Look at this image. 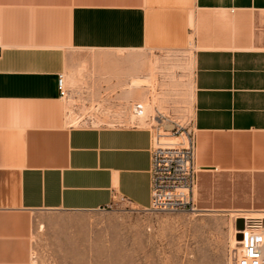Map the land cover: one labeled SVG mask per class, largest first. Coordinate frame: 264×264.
Segmentation results:
<instances>
[{"label": "crops", "instance_id": "0c3cea01", "mask_svg": "<svg viewBox=\"0 0 264 264\" xmlns=\"http://www.w3.org/2000/svg\"><path fill=\"white\" fill-rule=\"evenodd\" d=\"M190 46L196 187L246 178L234 212L264 214V0H0V264H30L39 211L149 207V129L67 124L56 80L73 53ZM131 63L123 98L144 105L150 63Z\"/></svg>", "mask_w": 264, "mask_h": 264}, {"label": "rangeland", "instance_id": "374dc122", "mask_svg": "<svg viewBox=\"0 0 264 264\" xmlns=\"http://www.w3.org/2000/svg\"><path fill=\"white\" fill-rule=\"evenodd\" d=\"M192 57V46L183 51L74 52L66 84L77 98L64 100L67 124H138L149 129L144 119L130 120L132 104L141 101L123 98L131 62L145 60L150 65L138 75L150 78L142 84L148 97L146 119L157 111L166 120V131L173 124L191 131ZM100 113H112V120ZM247 181L216 177L205 191L197 185L194 213L149 212L120 198L101 211H39L30 238V264H234L238 246L230 245L231 225L237 232L243 225L241 218L233 222L234 214L249 212L243 207L247 196L234 189Z\"/></svg>", "mask_w": 264, "mask_h": 264}, {"label": "built area", "instance_id": "2783aa9c", "mask_svg": "<svg viewBox=\"0 0 264 264\" xmlns=\"http://www.w3.org/2000/svg\"><path fill=\"white\" fill-rule=\"evenodd\" d=\"M1 50V47H0ZM56 90L61 99L68 97L63 74L56 80ZM147 117L150 123V204L149 212H185L197 210L194 199L198 169L195 164V136L184 132L177 124L168 132L163 127L164 116L155 111ZM132 113L141 116L143 107L134 103ZM123 200V199H122ZM240 241L234 264H264V217L243 219L238 231Z\"/></svg>", "mask_w": 264, "mask_h": 264}, {"label": "bare ground", "instance_id": "6f19581e", "mask_svg": "<svg viewBox=\"0 0 264 264\" xmlns=\"http://www.w3.org/2000/svg\"><path fill=\"white\" fill-rule=\"evenodd\" d=\"M133 106V105H132ZM144 105H142V107H143ZM146 111V107H143V113H142V115L141 116H136V115H134L133 113H132V115H133V117L130 119L131 120V122L134 120V119H136V120H138V121H140L141 123H143L142 121H143V118H144V121L146 120V114H145V111ZM131 116V115H130ZM70 117V116H69ZM129 121V120H128ZM134 122V121H133ZM130 123V122H129ZM261 216L262 215H264V214H260ZM234 216H236V217H234L233 218V222L234 221H236V219H238V218H241V219H260V218H263V217H257V218H252L251 216H248L247 214H243V213H235L234 214ZM232 221V220H231ZM232 226V228H233V230H232V235H231V246H234L235 248H237L236 246H238L240 243H239V241L237 242V240L238 239H236L235 238V234L236 233H238L237 232V230L234 228V225L232 224L231 225ZM238 249V248H237ZM235 255V254H234Z\"/></svg>", "mask_w": 264, "mask_h": 264}, {"label": "water", "instance_id": "95a60500", "mask_svg": "<svg viewBox=\"0 0 264 264\" xmlns=\"http://www.w3.org/2000/svg\"><path fill=\"white\" fill-rule=\"evenodd\" d=\"M240 229H241V228H240ZM240 229H239V230H240ZM236 237H237L238 240L241 238V237H240V234H237Z\"/></svg>", "mask_w": 264, "mask_h": 264}]
</instances>
